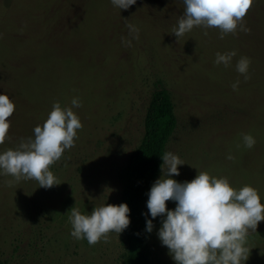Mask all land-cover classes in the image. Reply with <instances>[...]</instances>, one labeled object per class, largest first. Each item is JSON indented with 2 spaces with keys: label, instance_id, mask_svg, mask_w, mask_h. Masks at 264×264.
<instances>
[{
  "label": "rangeland",
  "instance_id": "374dc122",
  "mask_svg": "<svg viewBox=\"0 0 264 264\" xmlns=\"http://www.w3.org/2000/svg\"><path fill=\"white\" fill-rule=\"evenodd\" d=\"M184 7L183 0H136L128 9L112 0H0V94L15 104L0 153L34 139L56 102L72 107L78 98L82 106L73 111L83 125L50 168L59 185L15 182L0 170V264L123 263L124 231L89 245L72 237L69 216L72 207L90 215L121 203L120 171L159 87L170 93L177 118L166 152L185 163L171 178L184 183L208 171L236 189L256 188L264 204V0H254L244 18L249 32L238 28L223 39L217 28L194 27L177 40L172 32ZM128 24L139 29L138 39ZM233 50L230 66L215 63L218 52ZM241 57L251 61L247 80L236 69ZM245 134L255 138L250 149ZM148 198L142 210L153 222L151 261L176 264L158 236L166 214L153 219ZM247 247L244 264H264V221L249 230Z\"/></svg>",
  "mask_w": 264,
  "mask_h": 264
},
{
  "label": "clouds",
  "instance_id": "9594fccd",
  "mask_svg": "<svg viewBox=\"0 0 264 264\" xmlns=\"http://www.w3.org/2000/svg\"><path fill=\"white\" fill-rule=\"evenodd\" d=\"M119 9H128L136 0H112ZM183 15L172 34L177 40L194 27L217 28L220 39L227 34H235L239 28L249 32L243 21L254 4V0H183ZM129 34L138 39L134 25L128 24ZM207 35V32H205ZM131 46V40L127 41ZM236 51L217 53L215 63L231 65ZM248 57L237 62V71L249 79ZM236 81L232 88H238ZM72 107H62L59 102L53 108L43 125L34 128V139L22 141L16 149L0 153L2 174L21 179H34L40 187L51 188L61 182L50 170L61 159L66 149L75 145L77 132L83 125L74 107H81L78 98L71 101ZM15 104L7 94H0V144H3L11 127L10 117ZM244 146L252 148L256 141L251 134L243 136ZM233 159L231 155L227 157ZM162 176L157 179L149 192L147 208L151 217L166 218L159 229V239L167 246L176 264H244L251 249L247 247L249 230L256 231L258 223L264 221V204L258 190L250 185L236 189L227 177L217 178L208 171H200L194 179L180 183L171 178L179 175V165L185 164L172 152L163 154ZM13 181H8L11 186ZM175 201L174 210L167 208L166 202ZM130 208L126 203L106 204L94 208L91 214H82L71 208L69 221L71 235L77 240L86 239L89 245L101 240L107 242L112 232L120 234L130 224ZM153 222L147 220V230L151 232Z\"/></svg>",
  "mask_w": 264,
  "mask_h": 264
},
{
  "label": "trees",
  "instance_id": "16d2710c",
  "mask_svg": "<svg viewBox=\"0 0 264 264\" xmlns=\"http://www.w3.org/2000/svg\"><path fill=\"white\" fill-rule=\"evenodd\" d=\"M176 124L170 93L165 88H155L146 108L140 142L120 171L121 203L130 208V224L124 230L126 250L122 264H153L148 242L149 218L143 213L142 205L152 181L161 171L166 144Z\"/></svg>",
  "mask_w": 264,
  "mask_h": 264
}]
</instances>
